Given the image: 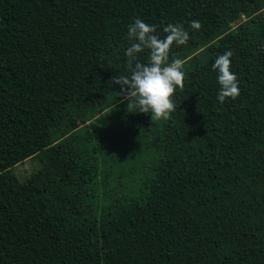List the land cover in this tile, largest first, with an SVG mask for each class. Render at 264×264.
<instances>
[{
	"label": "trees",
	"instance_id": "trees-1",
	"mask_svg": "<svg viewBox=\"0 0 264 264\" xmlns=\"http://www.w3.org/2000/svg\"><path fill=\"white\" fill-rule=\"evenodd\" d=\"M135 17L190 32L168 118L119 95ZM0 264H264V0H0Z\"/></svg>",
	"mask_w": 264,
	"mask_h": 264
},
{
	"label": "clouds",
	"instance_id": "clouds-1",
	"mask_svg": "<svg viewBox=\"0 0 264 264\" xmlns=\"http://www.w3.org/2000/svg\"><path fill=\"white\" fill-rule=\"evenodd\" d=\"M198 19L190 21L191 29H199ZM161 34L156 25L140 17L133 18L127 25L128 46L124 49L128 57L127 72L115 80L121 88L119 95L127 101V107L134 112L150 113L151 117L168 118L176 108L173 94L183 87L184 60L179 56L170 57V49L188 42L189 29L179 22L163 26ZM146 53L144 60L140 54ZM231 49L217 55L211 68L216 72L218 84L216 98L223 103L227 98L239 95L237 73L231 70Z\"/></svg>",
	"mask_w": 264,
	"mask_h": 264
},
{
	"label": "rangeland",
	"instance_id": "rangeland-1",
	"mask_svg": "<svg viewBox=\"0 0 264 264\" xmlns=\"http://www.w3.org/2000/svg\"><path fill=\"white\" fill-rule=\"evenodd\" d=\"M248 18H249V15H246L245 12H242L237 20L231 22V26L235 28L239 24V22H242ZM107 113H108V110L105 109L103 111H100L92 115L89 120H86L84 122H82L81 120H78L77 124L79 127H82L85 124L86 125H91V124L96 125L99 121H101L105 116L108 115ZM37 161H38V157L33 154L32 156H29L23 159L22 161H19L17 164H15L13 166V169H14V173L16 177L20 181H22L26 179L28 176H30V174L36 170L35 168L37 167Z\"/></svg>",
	"mask_w": 264,
	"mask_h": 264
}]
</instances>
